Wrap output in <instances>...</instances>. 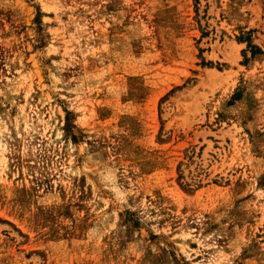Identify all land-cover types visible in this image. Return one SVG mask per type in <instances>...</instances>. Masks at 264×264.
<instances>
[{"label": "rangeland", "instance_id": "1", "mask_svg": "<svg viewBox=\"0 0 264 264\" xmlns=\"http://www.w3.org/2000/svg\"><path fill=\"white\" fill-rule=\"evenodd\" d=\"M0 264H264V0H0Z\"/></svg>", "mask_w": 264, "mask_h": 264}]
</instances>
